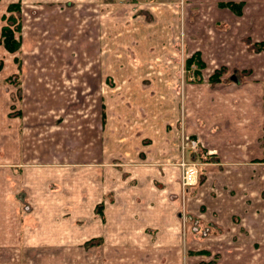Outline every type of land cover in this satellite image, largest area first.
Masks as SVG:
<instances>
[{"label":"crops","instance_id":"0c3cea01","mask_svg":"<svg viewBox=\"0 0 264 264\" xmlns=\"http://www.w3.org/2000/svg\"><path fill=\"white\" fill-rule=\"evenodd\" d=\"M191 1L245 2L243 41L264 34V0ZM252 64L248 80L184 90L180 129L200 137L206 156L186 189L180 146L172 161L146 146L113 163L67 165L68 148L40 138L44 104L0 84V264H264V65ZM96 219L102 226L87 228Z\"/></svg>","mask_w":264,"mask_h":264},{"label":"rangeland","instance_id":"374dc122","mask_svg":"<svg viewBox=\"0 0 264 264\" xmlns=\"http://www.w3.org/2000/svg\"><path fill=\"white\" fill-rule=\"evenodd\" d=\"M10 3L0 0V19L15 29L21 22L15 32L21 48H6L0 23V84L17 101L44 104L49 117L40 138L58 152L67 147V165L90 168L103 156L113 163L146 146L164 149L165 161H172L186 87L231 77L242 82L258 72L252 63L264 65V54L249 60L251 51H264L261 30L260 40L242 39L252 23L245 2L212 1L209 9L191 0H21V9L9 12ZM10 15L17 21H7ZM195 52L204 61L201 71L186 68ZM221 66L225 71L210 78ZM86 226L94 231L102 225L96 219Z\"/></svg>","mask_w":264,"mask_h":264},{"label":"trees","instance_id":"16d2710c","mask_svg":"<svg viewBox=\"0 0 264 264\" xmlns=\"http://www.w3.org/2000/svg\"><path fill=\"white\" fill-rule=\"evenodd\" d=\"M232 3L233 2H227L225 4L228 6H233V5H231ZM7 9L9 10V12L19 11L21 9V0L14 1V2L10 3L8 5ZM7 21L16 22L17 18L14 15H10L7 17ZM20 25H21V22L18 23L16 29L11 26V23H8V24L3 26V31H2L3 43L6 46V48L9 49L10 51L21 48V41H20V39H17L15 36V32L20 29ZM200 56H201V54L199 52H195L192 57L187 58L186 68L189 69V68H192L193 65H196V68L199 71H201V69L204 68V66H203L204 61L202 58H200ZM225 69L226 68L224 66H221L220 69H216L214 71V73L210 76V78L221 75L225 71ZM210 80H212V81L217 80L218 81V79H210ZM98 206H99V208H98L97 213L101 214L102 213V204H99Z\"/></svg>","mask_w":264,"mask_h":264},{"label":"built area","instance_id":"2783aa9c","mask_svg":"<svg viewBox=\"0 0 264 264\" xmlns=\"http://www.w3.org/2000/svg\"><path fill=\"white\" fill-rule=\"evenodd\" d=\"M200 138H194L193 136L184 134L182 136L181 147L184 150H189L193 153H197L201 149ZM183 171H182V184L183 186H191L196 184L198 180V168L197 163L194 161H183L181 163Z\"/></svg>","mask_w":264,"mask_h":264}]
</instances>
